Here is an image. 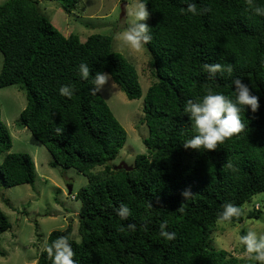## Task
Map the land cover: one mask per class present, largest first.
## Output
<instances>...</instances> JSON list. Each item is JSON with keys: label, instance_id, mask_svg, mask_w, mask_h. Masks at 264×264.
Masks as SVG:
<instances>
[{"label": "trees", "instance_id": "1", "mask_svg": "<svg viewBox=\"0 0 264 264\" xmlns=\"http://www.w3.org/2000/svg\"><path fill=\"white\" fill-rule=\"evenodd\" d=\"M56 1L67 13L79 2ZM145 2L152 36L145 47L154 79L143 97L147 152L137 154L128 171L110 163L124 146L126 131L102 94L91 89L96 72L104 71L127 98H139L135 66L113 49L110 35L92 33L83 41L74 33L65 36L36 0L0 4V87L25 91L19 123L48 150L50 164L87 177L75 194L81 203L79 240L72 237L71 223L50 231L36 264H52L45 248L59 237L69 239L78 264H255L214 249L209 235L225 203L244 204L264 192V17L254 15L247 0ZM187 3H195L200 14L186 15ZM255 3L264 6V0ZM81 63L91 69L87 80L79 76ZM206 63L231 65L232 74L210 79ZM237 77L260 98L256 112L247 106L241 112L244 131L216 150L185 148L196 134L184 112L187 100L209 88L234 100ZM64 84L74 88L71 98L58 94ZM10 147L0 116V155ZM34 174L26 152L6 153L0 163L3 186L32 184ZM185 191L191 195L185 198ZM122 203L132 211L126 220L116 214ZM161 224L176 233L175 240L161 237ZM10 227L0 209V241Z\"/></svg>", "mask_w": 264, "mask_h": 264}, {"label": "rangeland", "instance_id": "2", "mask_svg": "<svg viewBox=\"0 0 264 264\" xmlns=\"http://www.w3.org/2000/svg\"><path fill=\"white\" fill-rule=\"evenodd\" d=\"M4 1L0 0V4ZM36 1L39 10L65 36L74 33L83 41L92 33L110 35L113 49L135 66L142 91L139 98H127L111 76L100 91L127 135L124 146L110 163L112 166L121 162L132 165L137 154L147 152L143 143L148 136V127L143 120V97L154 80L148 64L151 55L147 48L136 51L120 39L121 33L133 26L131 13L138 0H79L69 13L56 0ZM122 3H126L124 15H121ZM149 20L150 16L146 23ZM1 63L0 53V68ZM25 104V91L18 85L0 87V116L11 137V147L1 153L0 163L6 153L26 152L35 166L32 184L3 186L0 182V209L11 224L10 229L1 236L0 250L4 255L0 254V264H36L49 232L63 229L68 223L73 226L72 237L79 240L77 224L81 203L75 199V194L87 184V177L73 167H54L50 164L52 156L48 150L28 128L19 123V114ZM246 204L250 211L241 222L232 225L216 222L209 235L210 245L214 249L229 250L240 260L247 258L237 243V230H240V234L246 230L264 232V192L254 194ZM257 211L259 215L255 218Z\"/></svg>", "mask_w": 264, "mask_h": 264}, {"label": "clouds", "instance_id": "3", "mask_svg": "<svg viewBox=\"0 0 264 264\" xmlns=\"http://www.w3.org/2000/svg\"><path fill=\"white\" fill-rule=\"evenodd\" d=\"M187 2V0H186ZM249 10L258 17H264V6L255 3V0H247ZM185 14L193 16L198 15L195 3H187ZM133 17V26L124 30L120 39L133 50L141 51L151 42V28L146 21L150 15L145 0H138L135 10L131 13ZM90 67L86 63L79 65V76L87 80L90 75ZM203 71L208 73L210 79H215L217 73L226 72L232 74L231 65H222L220 63L204 64ZM110 74L104 71H98L92 81L94 87L91 91L96 94L103 90V86L109 81ZM235 99H231L223 93L213 92L211 88L206 90V94L196 99L187 100L184 112L188 118L194 122L195 132L190 139L186 140L183 146L185 148L195 149L197 151L216 150L218 144H223L226 139L241 133L245 129V124L241 119V112H244L247 106L253 113L259 108V96L253 94L248 84L242 82L237 77L233 80ZM74 88L70 84L61 85L58 94L71 98L74 94ZM57 134H62L63 129L57 127ZM191 195L185 191L184 196ZM151 206V205H150ZM250 211L248 205L235 204L232 202L225 203L222 210L218 213L217 222L220 224L232 225L234 220L239 221ZM116 214L126 220L132 215V211L127 204H121L116 210ZM167 225L161 224V237L172 241L176 239L175 232L166 230ZM243 228V225H241ZM236 240L238 245L243 249L248 261L255 264H264V232L256 230H246L240 234L237 230ZM47 256L51 259L52 264H78L74 259L75 253L72 244L67 237H59L52 241L45 248Z\"/></svg>", "mask_w": 264, "mask_h": 264}, {"label": "water", "instance_id": "4", "mask_svg": "<svg viewBox=\"0 0 264 264\" xmlns=\"http://www.w3.org/2000/svg\"><path fill=\"white\" fill-rule=\"evenodd\" d=\"M125 5L126 3L121 4V15H124L125 13ZM121 168L128 171V170H131L132 166L126 164L125 162H121L120 164L114 166V169H121ZM70 191H71V188L69 187L68 192L70 193Z\"/></svg>", "mask_w": 264, "mask_h": 264}]
</instances>
